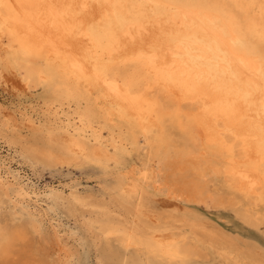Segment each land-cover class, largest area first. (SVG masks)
Wrapping results in <instances>:
<instances>
[{
  "label": "bare ground",
  "instance_id": "6f19581e",
  "mask_svg": "<svg viewBox=\"0 0 264 264\" xmlns=\"http://www.w3.org/2000/svg\"><path fill=\"white\" fill-rule=\"evenodd\" d=\"M1 83L0 150L119 172L108 196L45 203L0 172V264L78 263L58 225L59 249L42 247L59 205L99 264H221L209 241L238 263L210 229L222 208L261 230L244 237L264 256V0H0Z\"/></svg>",
  "mask_w": 264,
  "mask_h": 264
},
{
  "label": "rangeland",
  "instance_id": "374dc122",
  "mask_svg": "<svg viewBox=\"0 0 264 264\" xmlns=\"http://www.w3.org/2000/svg\"><path fill=\"white\" fill-rule=\"evenodd\" d=\"M11 91L12 89L6 88L2 83L0 84V96L2 98H15L14 92ZM0 172L2 175L8 174L10 179H17L33 190L39 191L40 202L45 203L42 192L50 188H57L66 193L72 191V189H76L78 192H87L97 194L98 196L105 194L108 196L113 193V184L116 182L119 169L113 168L105 170L93 162L82 164L63 163L49 166L40 161H36L34 158L25 157L20 151H16V148L5 144V147L0 150ZM157 203L156 206L158 207L160 202ZM70 214V211L63 205H59L56 208L55 219H49L46 223V240H42V247L50 255L59 249L53 230V224L58 225L61 232L67 231L63 241L76 245L80 252V260L76 264H99L97 259L98 250L94 245L92 236L86 234L87 232H85L81 221ZM209 215L211 217L210 219L213 220V225L210 226V229L219 237L224 236L222 238H225L226 244L234 245L233 242L236 241L234 247L238 246L236 249L239 254L237 257L239 258V262L234 263V257H229L226 261L231 264H239L242 261L241 257L244 255H248L252 259L253 252L257 254L260 252L258 254L259 258L264 257L258 245L259 243L256 240H250V242L246 238L247 236L244 237V235L249 236L250 234L257 236V234L261 233V230L246 222L236 210L222 208L219 211L209 213ZM176 222L181 224L180 221L176 220ZM220 228L224 230H220ZM71 229H78L85 235L84 243L77 242L69 237L68 232ZM219 231H224L226 235L224 233L219 235L217 233ZM199 232L202 236V232ZM232 236L234 237L231 238ZM243 242L248 243L249 246H243ZM223 243L209 241L210 262L219 259L221 264H225L226 261L223 258V254H221L222 248L225 246ZM242 251L245 252L244 255Z\"/></svg>",
  "mask_w": 264,
  "mask_h": 264
}]
</instances>
